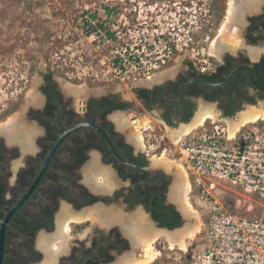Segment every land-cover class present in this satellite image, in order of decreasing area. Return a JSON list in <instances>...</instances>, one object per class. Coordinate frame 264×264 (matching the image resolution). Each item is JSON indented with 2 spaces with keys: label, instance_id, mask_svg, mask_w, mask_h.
Listing matches in <instances>:
<instances>
[{
  "label": "flooded vegetation",
  "instance_id": "flooded-vegetation-1",
  "mask_svg": "<svg viewBox=\"0 0 264 264\" xmlns=\"http://www.w3.org/2000/svg\"><path fill=\"white\" fill-rule=\"evenodd\" d=\"M216 1L211 0V5ZM252 1L233 0L234 4L231 3L240 20L243 18V11L250 12L245 16L246 44L242 43V47H264V6H261L263 0L256 7ZM231 9L232 6L228 17ZM253 11L260 13L254 14ZM253 38L258 40L257 44L251 43ZM239 49L235 50L236 54L228 51L224 53V59L219 62L224 65L221 70L217 64L203 69L194 62L191 55H187L174 79L152 83L149 86L132 84L133 95L128 99L123 98L121 91H110L114 88L122 89L124 85L112 84L105 87L107 94L83 99L84 106L79 105L78 101L74 105L72 97L62 91L61 81L55 76L48 81L44 74L49 71L43 72L38 87V103H35L37 106H29L18 116L25 127L33 130L29 138L30 143L26 145L22 139L10 142L5 133L2 134L6 137H0V182L5 187V200L13 201L12 205L3 204L1 210H9L23 197L60 137L78 125L93 123L103 129L112 139L117 154L113 152L105 136L91 125L72 131L62 140L49 160L39 184L22 205L29 207L37 221L45 227L36 234L19 231V227L13 230V241L21 250V260L17 264H31L44 257L45 264H54L56 260L61 261L59 264H136L132 262L134 258H143L144 262L141 264H195V254L191 253L192 245L187 249L177 244L172 246L164 231H173L166 230L167 228L154 221L142 197L135 199L131 193L138 182L145 188L147 182L160 178L159 185L162 187L164 182L169 181V176L162 169L151 166V159L145 153V140H142L141 148H136L116 130L109 116L113 112L125 111L132 107L140 112L144 109L151 116L155 115L154 110H159L163 127L178 129L180 124L185 123L184 118L190 112L195 115L200 101L208 103L203 105L212 106L219 118L224 120L235 116L237 112L231 116L229 112L238 107L251 105L264 108V92L252 84L250 71L242 68L245 65L250 66L256 82L264 84V51L257 53L252 49L255 52H250L252 57L248 52ZM233 72L235 73L232 75ZM141 90L148 92L141 95ZM70 93L75 94L72 91ZM26 97L28 93L23 96L24 99ZM249 101L255 103L249 104ZM137 102L139 106L135 107ZM212 104L216 105V109ZM112 105H121L125 109L109 111ZM142 116H147L150 120L147 114ZM150 122L151 126H157L154 120ZM31 124H35L36 131ZM143 127L141 125V131ZM34 133L36 140L33 138L32 142ZM19 156L22 157V163L13 166L12 162ZM90 158H94V162L86 174L84 166ZM96 169L99 174L94 173ZM103 171L111 175L110 188H100L105 182L101 175ZM145 173L147 176H144ZM91 177L93 181L90 180ZM166 194L163 200L165 204L169 203ZM121 203H124V206L120 210ZM60 210L62 211L56 225V215ZM136 210L138 212H135ZM92 214H99L101 219L97 217L94 220ZM89 216L91 218H88ZM141 216L149 220L155 230L161 233L157 239L148 242L137 240L128 234L131 224ZM83 223L91 226L93 230L85 242L70 239L68 235L78 236L81 233L75 231L78 225ZM10 226L13 227V223H10ZM203 226L205 230L206 224ZM56 228L58 230L54 233ZM83 230L84 228L80 231ZM41 232L43 234L37 242V236Z\"/></svg>",
  "mask_w": 264,
  "mask_h": 264
},
{
  "label": "built area",
  "instance_id": "built-area-1",
  "mask_svg": "<svg viewBox=\"0 0 264 264\" xmlns=\"http://www.w3.org/2000/svg\"><path fill=\"white\" fill-rule=\"evenodd\" d=\"M145 9L105 5L82 11L50 70L70 80L127 86L150 79L184 50L203 69L212 66L191 45L194 31L185 34L187 23L197 19L193 5L155 0ZM156 127L150 122L142 128L147 157H165L185 171L189 204L206 224L195 264H264V222L238 210L257 203L252 195L264 200V123L244 125L232 136L225 121L209 119L177 141Z\"/></svg>",
  "mask_w": 264,
  "mask_h": 264
},
{
  "label": "rangeland",
  "instance_id": "rangeland-1",
  "mask_svg": "<svg viewBox=\"0 0 264 264\" xmlns=\"http://www.w3.org/2000/svg\"><path fill=\"white\" fill-rule=\"evenodd\" d=\"M144 1L148 2L149 4L155 0H0V127L6 124L10 119L21 116L29 106H37V104H33L32 102H30V94L34 92L39 97L40 92L38 91V87L41 83V75L48 68L51 69V66H57V64H54V62L59 60V57L62 56V51L63 49H65L64 46L67 43V35L73 30V21L81 14L82 11L86 9L96 10L100 6L105 5H117L119 8H134V6H137V10H139L140 8L144 10L145 7L148 6V4L143 5L142 7H140L139 5ZM168 1L173 2L174 0H157L159 4L163 2L168 3ZM182 1L184 2V4L189 3L193 5V13L196 12L197 14V19L193 18V21L187 23L186 26L188 27L186 28L187 30H185V34H187L189 29L190 31H194V33H192L191 45L196 48V52L200 51V58H204L208 61V63H211V65H215L214 60L217 62H221L224 59L227 51L236 54L238 48L235 49L237 51H225L222 59L214 57L210 52L211 44L219 35L220 29L222 28L224 21L228 17V13L233 0H217L213 5H211V0H192L195 2V4H192L191 0ZM261 6H264V0L262 1ZM253 12L254 14L260 13L259 11ZM249 13V11H243V18L240 23L242 27L238 23L239 28L237 30L236 36L241 39V42L243 41L244 30L247 25L245 16ZM135 14L138 15V12ZM142 15L145 16V12H143ZM252 49L257 51V53L260 51H264L263 46L253 47L250 45H245L242 48L240 47L239 50H243L244 52H248L250 54V51H253ZM187 55H191L190 51L184 50L183 52L176 54L173 62L168 67L156 73L150 79L140 81L136 84L149 86L151 85L149 80L154 81L152 83H159L164 80L174 79L178 72L181 70L182 62ZM195 62L197 61L195 60ZM165 73V78H163V80L162 78L159 80L158 77H161ZM55 77L59 81H61L60 87L62 88V91L64 93H67V96L72 97V103L74 105L77 104V101L79 99H89L91 96L100 97L107 94L105 87L112 85L106 83L98 84L93 83L92 81L85 82L79 80H70L61 72H56ZM147 81L149 84H147ZM66 86L70 88L84 87L85 91L82 93V95L71 94L65 88ZM110 91H121L122 96L125 99H128L133 95L131 85H124V88L122 89L114 88ZM25 93H28V97L24 99L23 96ZM203 104L208 103H204L201 101L199 102L198 109L192 119L188 122V124L193 122L198 112H200L201 106ZM212 105L216 109V105ZM136 106H139L138 102L135 104V107ZM249 108L259 113L260 119L257 121H259L260 123H264V108H258L251 105L243 106L242 110L238 111L235 116L231 118H227L224 120L219 118L218 115L216 119L225 121L230 126L229 122H231V120H233L241 112H244ZM154 113L155 115L151 116V114L147 113L144 109L142 112H140L138 109L132 107L125 111L113 112L109 117L113 121L116 130L123 134L125 139L130 144H133L136 148H141L143 146L142 140L138 144H135V142H133V140H131L130 138L131 131L126 128H121L116 120V116L118 114L119 116L124 115L129 121H136L138 115L147 114L150 118L148 123H150L151 120H154L157 124V128L163 129L169 136L168 132L169 130L172 131L173 128L167 127V129H165L161 124L162 120L159 118V110H154ZM257 121L253 123H256ZM181 125L183 124H180V126ZM180 126L178 128H180ZM31 127L36 131L37 127L35 126V124H31ZM35 136L36 133L32 135V142L34 141ZM7 143H9L8 140ZM21 158L22 157L19 156L16 160H14L12 162L13 166H17L18 164L20 165L22 163ZM161 158L164 159L163 161H170L165 157ZM159 159L160 158H151L150 164L153 168L162 169L169 176V185L166 194L167 201L175 205V207L185 215V223L180 229L184 228L188 224L198 226V228H196L195 235L192 238L185 239V248L187 249L192 245L191 247L193 248V251L191 253L198 254L202 251L203 245L205 243V230L203 226L204 220L201 217L200 213H197L193 207V213L188 215L179 204V197H177L178 200L176 198H172L175 187L181 178L180 170L182 168L180 166H176L175 162L173 163V165H171V167H166L163 161L160 162ZM93 162L94 158H90L88 163L84 166V171L86 172V174L89 173V169L93 165ZM183 174H185V179L188 182L190 189L189 179L184 170ZM233 189L241 191V189L236 187ZM251 197L257 203H247L246 201H244L246 202V205H242V207H239V212H242L246 217H249L250 219H258L264 222V207L262 206L264 205V200H260L254 195H252ZM248 205L255 207L256 210H254L253 212H247L246 208ZM122 206H124V203H121L119 205L120 210L122 209ZM138 210H136L135 212H138ZM61 211L62 210H60L56 215V225L59 222L58 219ZM72 226L73 224H71V227ZM83 228L84 230L80 231L81 233H78V236L71 234L68 235V237L72 240L78 239L81 243L85 242V240L93 230L89 225H86ZM57 230L58 228L55 229L54 233ZM42 234V232L38 234L36 239L37 242H39V238ZM45 261L46 257L31 264H45ZM60 262V260H56L54 264H59Z\"/></svg>",
  "mask_w": 264,
  "mask_h": 264
},
{
  "label": "bare ground",
  "instance_id": "bare-ground-1",
  "mask_svg": "<svg viewBox=\"0 0 264 264\" xmlns=\"http://www.w3.org/2000/svg\"><path fill=\"white\" fill-rule=\"evenodd\" d=\"M235 1L240 2V0L239 1L235 0ZM253 1H254L253 6H255V7L258 4H260V2H261V0H253ZM232 4H234V3L232 2ZM232 4H231L232 12L230 13L229 17L224 21L222 28L220 29L219 35L217 36V38H215V40L212 42L211 47H210L211 55H213L214 57H217V58H221L224 55V52L227 50L234 51L236 48H240L243 46L241 39L236 36L237 30L239 28L238 23L240 25V23H241L240 19L241 18L239 19L237 17V15L234 13L235 11H234ZM240 8H241V6H240ZM240 8H239V10H240ZM250 9H252V8H250ZM242 14H243V12H242ZM250 52H251V54H254L253 51H250ZM165 75H166V73L163 74L161 77H158V79L160 80L162 78V80H163V78H165ZM149 82L152 84V82H154V81L149 80ZM147 84H149L148 81H147ZM66 89L68 92L72 91L76 95H82V93L85 91L84 87H73V88L67 87ZM30 95H31L30 102L38 103V96L34 92H32ZM217 117H218V114L214 111L212 106L202 105L200 112H198V114L194 118L193 122H191L190 124H183L180 126V128L173 129L172 131L169 130V132H168L169 137L171 139L177 141L183 135L190 133L192 130H194L198 126L202 125L206 120H208V119H214L215 120ZM259 117H260V114L255 112L251 108L247 109L244 112H241L238 116H236L233 120H231V122H229V124H230V126H229L230 127L229 128L230 129L229 130L230 135L234 136L236 131L240 128V126L242 127L244 125L251 124V123L255 122L256 120L260 119ZM116 118H117L116 120L119 123V126L121 128H126L129 131H131V133H130L131 140L137 141V142H140L142 140L141 125L144 127L149 125V123H148L149 119L147 118V116L138 115L137 120L136 121L131 120L132 122L129 121L127 119V117L124 115L119 116V114H118L116 116ZM32 131H33L32 129L29 130V128L25 127V125H23L20 118H18V117H14V118L10 119L6 124H4L0 127V133H5L7 135V137L9 138L10 142H13V141L15 142L18 139H22L23 140L22 142H24L26 145H28L30 143L29 138H30V135L32 134ZM163 160H164L163 158L159 159L160 162ZM163 163L166 167H171V165H173L174 162L163 161ZM176 166H178V165L176 164ZM96 172L99 174L97 169L94 170V173H96ZM180 173H181L180 174L181 178L175 187V191L172 194V198L177 199V197H179V199H180L179 204L182 206V209L188 215H190L193 213V208H192V206H190L189 200L187 197V194L190 191L189 184L185 179V174H183L182 169L180 170ZM101 175H103V180L105 182L102 184V186H100V188H102V189L103 188L104 189L110 188L109 186L111 185V175L108 174L107 171H103L101 173ZM92 178L93 177L90 178L91 181H93ZM92 216H93L94 220L97 219V217H98V219H101V216H99V214L98 215L92 214ZM88 218H91V217L89 216ZM77 219H78V217H77ZM129 228L130 229H128V234H130L131 237H135L137 240H148V242L149 241L151 242V240H154L155 238L157 239V237H159L161 235L160 232L155 230L153 224L149 220L144 218V216L139 217L135 221L134 224H131V226ZM196 228H198V226L188 224L184 228L173 231V232H165L164 231V234L166 235V238L169 240V242L171 243L172 246L177 244V245L185 248V239L186 238H192L195 235ZM151 254H149V255H151ZM49 261H51V260H49ZM132 262H134L136 264L139 262L141 264L142 262H144V260H143V258H140V259L134 258Z\"/></svg>",
  "mask_w": 264,
  "mask_h": 264
},
{
  "label": "trees",
  "instance_id": "trees-1",
  "mask_svg": "<svg viewBox=\"0 0 264 264\" xmlns=\"http://www.w3.org/2000/svg\"><path fill=\"white\" fill-rule=\"evenodd\" d=\"M264 27V26H263ZM251 43L257 44L258 40L256 38L251 39ZM214 60V59H212ZM195 62V61H194ZM215 64H217L219 67L218 69H223L224 65H221L219 62L215 61ZM49 72L47 74H44L46 79L48 81H51V78H53L56 75V72L50 70L49 68L47 69ZM263 71H264V62H263ZM214 76V75H211ZM50 83V82H49ZM261 84V83H259ZM264 86V84H261ZM45 90V88H43ZM148 91L147 90H141L140 93L141 95L146 94ZM212 99V98H210ZM250 103H255V101H249ZM125 109L124 106L121 105H112L110 106L109 111H114V110H122ZM242 110V107H238L237 109L231 110L229 112V115H234L236 112ZM193 116V112H190L187 117L184 118L185 123L189 122L190 119ZM127 149H131L130 146H126ZM144 176H147L145 173ZM141 179V177H140ZM143 179V177H142ZM137 182L139 180H136ZM161 182L160 178H157L156 180L149 181L147 182V185H145V188L140 186L141 182H138V184L134 187V190L131 192L135 199L140 198L144 201L147 209L149 210L152 219L156 222L159 223L161 227L174 230L177 228H180L184 225L185 220L180 213V211L175 207V205L171 203H164L163 200L165 199V194L167 193V188L169 185L168 182H164L162 187L159 185ZM4 193H5V187L4 185L1 184L0 182V218H2L5 214V212L8 209H4L3 211L1 210L3 204H8L12 205L13 201H6L4 198ZM227 204L230 206V208L235 211V206L234 203L229 200H226ZM9 208V207H7ZM10 223H13V227L10 226ZM9 226L7 227L6 231V249H5V256H4V264H17L20 259V252L18 246L14 243L13 238H14V232L13 230L16 227H19V231H24V232H30L32 234H36L40 229H43L45 225L39 223L36 219V216L32 214L31 210L29 207L22 206L20 209H18L15 214L12 216L10 220ZM86 226V224H79L77 227V230L75 232L79 233L80 230ZM52 228V223L51 226ZM13 241V242H12Z\"/></svg>",
  "mask_w": 264,
  "mask_h": 264
},
{
  "label": "water",
  "instance_id": "water-1",
  "mask_svg": "<svg viewBox=\"0 0 264 264\" xmlns=\"http://www.w3.org/2000/svg\"><path fill=\"white\" fill-rule=\"evenodd\" d=\"M243 43H245V38H243ZM232 53V52H230ZM237 53V52H236ZM232 54H235V53H232ZM224 56V55H223ZM223 56L221 57V59L223 58ZM242 68H246L250 71V74H251V82L252 84L258 89L260 90L261 92H264V87L261 86L260 84H258L256 82V80L254 79V76H253V73H252V69L250 66L248 65H245V66H242ZM239 69V68H238ZM237 69V70H238ZM236 70V71H237ZM235 71V72H236ZM233 72L232 75L235 73ZM78 104L79 105H85V100L83 99H80L78 100ZM211 104V103H210ZM82 110H85L84 107H81ZM118 112V111H116ZM182 124H188L187 123H182ZM88 125H91L93 127H95L99 132H101L107 142L109 143V145L111 146L112 150L114 153L117 154V151L115 150L114 148V145H113V141L112 139L109 137V135L103 130L101 129L100 127L94 125L93 123H86V124H81V125H78L70 130H68L67 132H65L61 137L60 139L57 141V143L55 144V146L53 147V149L49 152L48 154V157L45 161V163L43 164L39 174L37 175V177L34 179V181L32 182L30 188L24 193L23 197L18 201L16 202L12 207L9 208V210L4 214V216L2 218H0V264H4V256H5V249H6V231H7V227H8V224H9V221L10 219L12 218V216L14 215V213L17 211V209H19L23 203L28 199V197L33 193V191L35 190L36 186L39 184L40 180H41V177L43 176L44 172L46 171L47 167H48V163H49V160L51 159L52 155L54 154L56 148L58 147V145L62 142V140L69 134L71 133L72 131H75L77 130L78 128L80 127H83V126H88ZM1 136H4L6 137L5 135H3L2 133H0V137ZM180 213L182 214V212L180 211ZM184 220H185V215L182 214ZM152 220V219H151ZM181 228V227H180ZM180 228H177V229H174V230H178ZM166 230H169V229H166ZM174 230H170V231H174ZM55 263V262H54Z\"/></svg>",
  "mask_w": 264,
  "mask_h": 264
}]
</instances>
